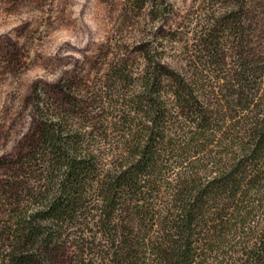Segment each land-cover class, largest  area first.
I'll return each instance as SVG.
<instances>
[{"label": "rangeland", "instance_id": "1", "mask_svg": "<svg viewBox=\"0 0 264 264\" xmlns=\"http://www.w3.org/2000/svg\"><path fill=\"white\" fill-rule=\"evenodd\" d=\"M77 4L0 0V261L12 244V229L25 210L34 209L44 182L38 137L49 117L60 119L82 151L97 155L91 181L101 167L117 165L134 143L121 118L133 116L129 105L148 59L192 81L210 103L218 99L217 79L237 73L240 62L256 70L248 87L264 74V0H84L79 12ZM204 35L214 43L209 49ZM162 79L165 95L168 83ZM263 112L264 101L257 110ZM235 115L227 123L219 118L222 130L212 142L186 151V158L198 160L210 151L217 161L234 141L245 143L243 130L240 139L234 129L225 130ZM242 116L243 126L251 115L242 110ZM174 117L187 124L181 113ZM171 160L150 178L161 194L182 173L180 159ZM164 164L162 156L157 165ZM87 203L88 218L76 216L59 239L41 248L43 264H111L110 239L92 219L94 204Z\"/></svg>", "mask_w": 264, "mask_h": 264}, {"label": "trees", "instance_id": "2", "mask_svg": "<svg viewBox=\"0 0 264 264\" xmlns=\"http://www.w3.org/2000/svg\"><path fill=\"white\" fill-rule=\"evenodd\" d=\"M203 38L206 49L214 45ZM148 61L129 105L133 116L121 118L134 143L117 165L98 169L103 172L94 180L89 176L97 171V155L82 151L63 132L59 118L42 123L38 144L45 155L44 182L34 209L25 210L12 229V244L0 264H43L41 248L59 239L76 216L88 218L87 202L94 204L92 219L110 239L111 264H264V112L257 113L264 101V74L248 87L256 70L240 62L237 73L217 79L214 104L192 81ZM242 110L251 115L243 118L249 120L243 126ZM180 113L187 124L174 120ZM234 114L238 118L225 130L234 129L236 139L243 130L245 143L234 141L217 161H211L210 151L198 160L186 158V151L212 142L210 137L222 130L219 118L227 123ZM162 156L165 164L158 166ZM174 157L182 173L161 194L150 178Z\"/></svg>", "mask_w": 264, "mask_h": 264}, {"label": "clouds", "instance_id": "3", "mask_svg": "<svg viewBox=\"0 0 264 264\" xmlns=\"http://www.w3.org/2000/svg\"><path fill=\"white\" fill-rule=\"evenodd\" d=\"M84 3V0H78L76 11L79 12V7ZM82 46V45H81ZM66 55H73V53H66Z\"/></svg>", "mask_w": 264, "mask_h": 264}]
</instances>
